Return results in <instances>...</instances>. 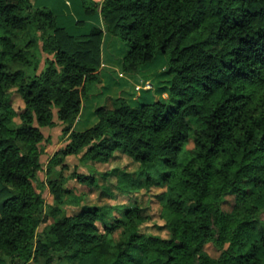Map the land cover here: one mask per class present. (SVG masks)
Wrapping results in <instances>:
<instances>
[{
  "label": "trees",
  "instance_id": "trees-1",
  "mask_svg": "<svg viewBox=\"0 0 264 264\" xmlns=\"http://www.w3.org/2000/svg\"><path fill=\"white\" fill-rule=\"evenodd\" d=\"M69 1L76 25L100 13L103 26L75 34L51 6L0 0V29L32 36L22 48L0 36V264H136L137 251L143 264H264V0ZM110 35L129 45L122 70L103 57ZM159 53L170 100L108 95L95 107L99 121L74 129L91 87L106 88L101 68L137 72ZM44 54L34 75L7 62L39 70ZM59 124L66 143L45 166L43 128ZM117 151L140 164L148 187L167 188L174 218L158 229L168 236L144 229L151 217L138 203L113 221L109 205L64 211L71 179L98 183L72 170L71 158L109 162ZM45 167L52 203L40 184Z\"/></svg>",
  "mask_w": 264,
  "mask_h": 264
},
{
  "label": "rangeland",
  "instance_id": "rangeland-1",
  "mask_svg": "<svg viewBox=\"0 0 264 264\" xmlns=\"http://www.w3.org/2000/svg\"><path fill=\"white\" fill-rule=\"evenodd\" d=\"M67 15L62 12L57 15V20H65ZM67 22V21H66ZM69 25V23H67ZM67 25L65 27H67ZM69 31L73 28L67 27ZM10 35L16 42L18 48H22L29 43L32 36L26 31L9 32L5 29H0L1 35ZM42 44V43H41ZM2 42L0 41V49ZM129 49V45L121 41L118 37L110 35L106 40L104 56L106 61H112L118 70H122L121 58ZM48 54L43 55V60L39 70L33 66L22 67L15 63L9 57L7 62L11 69H24L29 75H34L40 71L45 65V58ZM168 66V59L166 55L159 53L156 57L143 66L139 71L129 73L122 72L120 76L118 72H109L108 68H101V75L106 85L101 93H98V87L93 85L91 87L92 93L95 94L93 99L86 100L80 116L78 117L74 129L84 130L99 121V117L95 112V107L102 104L105 96H125L132 98L139 97L146 102H154L156 100L168 101L171 98L170 82L167 76L164 75V70ZM13 105L16 109L21 110L23 107V100L18 92L13 93ZM111 102L107 98V103ZM19 121V118H17ZM47 140L44 142L45 154L42 157L44 165L46 166L50 156L58 148L66 143L67 136L63 133V126L57 125L54 127L43 128ZM191 142L189 147L191 148ZM187 159V153L183 152L181 160ZM77 166L78 171L85 174H93L98 178V183L95 187L89 188L71 179L68 186L73 190V195L67 199L64 211L66 213H74L80 210L83 205H109L112 207L110 214V221L114 218L122 216V213L127 206L138 203L146 215L151 218L144 225V229H150L151 232L168 236L166 229L159 230L158 226H163L165 220L162 217L173 219V215L165 208L167 197V188L159 185H152L150 187L146 184V178L138 176L140 164L135 162L131 157L121 151L116 152V156L109 162L103 160L80 162L79 157H72L70 167L73 170ZM164 168L157 166L150 169L151 174L158 180L161 178ZM47 167L40 173V184L42 185L43 195L48 203L53 202V197L49 188L45 186ZM233 202V196L227 198L224 208L229 210ZM264 218V213H263ZM207 251L214 257L219 256L220 249L213 243L206 246ZM138 262L136 264H143L144 254L137 251Z\"/></svg>",
  "mask_w": 264,
  "mask_h": 264
},
{
  "label": "crops",
  "instance_id": "crops-1",
  "mask_svg": "<svg viewBox=\"0 0 264 264\" xmlns=\"http://www.w3.org/2000/svg\"><path fill=\"white\" fill-rule=\"evenodd\" d=\"M33 3L37 6H51L56 11V15H59L60 12L65 13L67 17L65 20L60 21V24L63 26L73 28L72 33H87L92 25L103 26L102 16L100 13L88 15L85 19V24L83 26L76 25V14L74 12L73 5L69 0H32ZM102 1V0H96ZM67 21V22H66Z\"/></svg>",
  "mask_w": 264,
  "mask_h": 264
}]
</instances>
